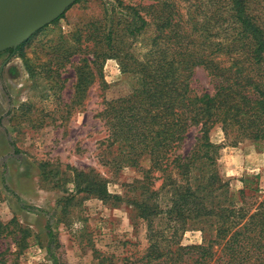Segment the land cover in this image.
<instances>
[{"label":"rangeland","instance_id":"rangeland-1","mask_svg":"<svg viewBox=\"0 0 264 264\" xmlns=\"http://www.w3.org/2000/svg\"><path fill=\"white\" fill-rule=\"evenodd\" d=\"M235 1L79 0L0 53V264H146L152 244L161 258L150 264H163L170 251L216 235L214 215L196 225L206 232L168 229L174 186L185 183L174 166L147 178L148 156L137 168L122 165L130 144L122 138H131L117 126L129 115L108 108L121 100L136 108L129 101L146 65L160 63L164 79L189 82L192 95L215 94L226 77L243 76L237 68L250 60L233 41L241 29ZM243 1L264 29V0ZM110 26L116 37L107 46ZM200 130L187 131L173 158L190 154ZM210 138L221 148L209 176L223 188L205 196L214 213L233 208L247 220L264 201V140L234 144L220 125ZM203 169L195 175H207ZM146 197L162 211L153 223L141 216Z\"/></svg>","mask_w":264,"mask_h":264},{"label":"trees","instance_id":"trees-1","mask_svg":"<svg viewBox=\"0 0 264 264\" xmlns=\"http://www.w3.org/2000/svg\"><path fill=\"white\" fill-rule=\"evenodd\" d=\"M235 3L237 13L234 14V20L240 24L241 29L233 41H238L241 45L242 50L236 51L247 58L248 63L250 60L247 66L242 64L237 68V73L243 76H237L235 72L236 77H226L215 94L192 95L189 82L177 79L168 82L164 79L165 72L160 63L146 65L143 66L145 74L140 76L142 88L136 90L129 101L137 104L135 109L139 114H134L132 106H126V100L111 103L108 108L116 110L117 118L124 119L125 113L129 115L125 126L122 123L117 126L123 134L128 129L131 138L122 136V139L130 143L127 159L122 165L137 168L140 158L148 156L151 166L145 170L147 178L155 171L165 173L174 166L185 183L182 187L174 186L175 192L171 198L173 206L167 211V219L171 223L168 229L177 234L176 223H180L184 228L189 225L206 232V226L200 228L196 225L211 221L212 215L215 217L212 220L214 223L210 224L215 226L214 237H205L204 243L200 245L180 246L174 252L170 251L173 256L163 260V264H180L185 255L188 260L183 264L264 263V201L245 220L246 215L240 211L237 213L233 208H219L214 213L211 208L213 201L205 196L206 192H213L218 186L223 188L222 180L217 174L210 173L209 176V170L215 165L221 148L210 138L214 126L220 125L227 139L234 144L243 140L259 144L264 140V29L246 14L243 0H236ZM136 16L134 20L146 23L141 16ZM112 26L104 36L107 46L112 45L116 37ZM109 55L101 52L98 57ZM235 62L234 60L233 64L236 65ZM193 126H200L201 130L192 151L187 157L173 158L175 149L181 145L187 131ZM200 166L205 167L203 170L208 176L195 175ZM203 191L205 193L202 195ZM146 199V206L140 211L141 216L153 223L154 217H158L162 211L156 210L157 205H152L149 197ZM149 227L151 228V224ZM150 232L153 237L154 228ZM49 238L52 243L51 231ZM144 258L147 259L146 264H150L151 261L160 259L161 255H158L156 246L152 244L149 254Z\"/></svg>","mask_w":264,"mask_h":264},{"label":"water","instance_id":"water-1","mask_svg":"<svg viewBox=\"0 0 264 264\" xmlns=\"http://www.w3.org/2000/svg\"><path fill=\"white\" fill-rule=\"evenodd\" d=\"M79 0H50L17 25L0 30V53L17 49L35 33L60 18Z\"/></svg>","mask_w":264,"mask_h":264},{"label":"bare ground","instance_id":"bare-ground-1","mask_svg":"<svg viewBox=\"0 0 264 264\" xmlns=\"http://www.w3.org/2000/svg\"><path fill=\"white\" fill-rule=\"evenodd\" d=\"M50 0H0V30L21 23Z\"/></svg>","mask_w":264,"mask_h":264}]
</instances>
